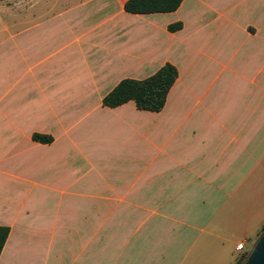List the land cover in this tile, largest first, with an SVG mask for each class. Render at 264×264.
I'll return each instance as SVG.
<instances>
[{"label": "crops", "instance_id": "0c3cea01", "mask_svg": "<svg viewBox=\"0 0 264 264\" xmlns=\"http://www.w3.org/2000/svg\"><path fill=\"white\" fill-rule=\"evenodd\" d=\"M125 1L0 0V264H236L261 233L264 0ZM165 61L161 109L102 104Z\"/></svg>", "mask_w": 264, "mask_h": 264}, {"label": "trees", "instance_id": "16d2710c", "mask_svg": "<svg viewBox=\"0 0 264 264\" xmlns=\"http://www.w3.org/2000/svg\"><path fill=\"white\" fill-rule=\"evenodd\" d=\"M180 0H126L124 8L132 12L161 11L173 9ZM180 23H172L169 29L179 27ZM177 75L176 68L165 61L154 72L142 78H121L101 99L102 104L115 106L131 99L138 109L159 110L164 104L167 90ZM35 140L48 141L50 136L32 133ZM7 226L0 225V249L7 234ZM264 229L262 224L259 233ZM239 260L236 264H241Z\"/></svg>", "mask_w": 264, "mask_h": 264}, {"label": "water", "instance_id": "95a60500", "mask_svg": "<svg viewBox=\"0 0 264 264\" xmlns=\"http://www.w3.org/2000/svg\"><path fill=\"white\" fill-rule=\"evenodd\" d=\"M241 264H264V229L252 244Z\"/></svg>", "mask_w": 264, "mask_h": 264}, {"label": "built area", "instance_id": "2783aa9c", "mask_svg": "<svg viewBox=\"0 0 264 264\" xmlns=\"http://www.w3.org/2000/svg\"><path fill=\"white\" fill-rule=\"evenodd\" d=\"M241 246H242V242L240 241V242L236 243L235 248L239 249V248H241Z\"/></svg>", "mask_w": 264, "mask_h": 264}]
</instances>
